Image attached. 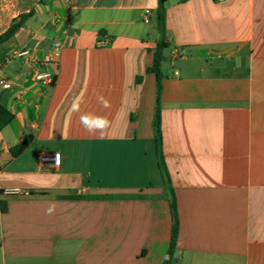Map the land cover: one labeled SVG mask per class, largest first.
Here are the masks:
<instances>
[{
	"label": "crops",
	"instance_id": "0c3cea01",
	"mask_svg": "<svg viewBox=\"0 0 264 264\" xmlns=\"http://www.w3.org/2000/svg\"><path fill=\"white\" fill-rule=\"evenodd\" d=\"M157 5L0 0V35L31 14L0 44V79L11 84L0 104L13 114L0 130V264H162L168 187L178 222L169 264H264V0H167L164 35ZM162 39L173 59L160 66L168 185L147 72ZM54 44L60 55L46 62ZM45 72L51 86L32 79ZM84 116L109 126L90 134ZM53 152L50 171L37 156ZM14 188L28 194H2Z\"/></svg>",
	"mask_w": 264,
	"mask_h": 264
},
{
	"label": "trees",
	"instance_id": "16d2710c",
	"mask_svg": "<svg viewBox=\"0 0 264 264\" xmlns=\"http://www.w3.org/2000/svg\"><path fill=\"white\" fill-rule=\"evenodd\" d=\"M167 0H158L157 9L155 12V23L158 31L164 35L165 31V19H164V12H165V3ZM31 14L21 15L10 23L7 30L0 35V44L6 42L9 38H11L17 30L22 26V24L29 18ZM166 48V41L162 39L161 41L157 42L155 48L153 49V58L151 66L147 69L148 73H152L155 76V85H156V98H155V110L153 115V130H154V147H155V154L157 155V162L158 166L161 169L163 181L165 184L168 185L169 178L165 171L161 151H160V115H159V95L161 92V72L160 66L162 61L164 60L163 51ZM140 79L139 77L137 80ZM55 80V77H54ZM54 83V81H53ZM13 120V114L3 107L0 104V130L6 127L11 121ZM30 138L26 137L23 139L19 144L11 149V153L13 155L19 154L29 143ZM167 193L169 194V209L171 215V232H170V241L167 253L164 257V261L162 264H169L171 261L172 252L175 248L176 238L178 234V222L176 216V203L174 194L172 189L168 187ZM2 211H5L4 204H1Z\"/></svg>",
	"mask_w": 264,
	"mask_h": 264
},
{
	"label": "built area",
	"instance_id": "2783aa9c",
	"mask_svg": "<svg viewBox=\"0 0 264 264\" xmlns=\"http://www.w3.org/2000/svg\"><path fill=\"white\" fill-rule=\"evenodd\" d=\"M63 1H67V0H63ZM69 1V0H68ZM218 1H224V0H218ZM149 18H150V10L149 9H145L143 11V21L144 23H149ZM52 21L53 23H56L58 21V17L57 15H53L52 17ZM99 45H103V43H100ZM61 52V46L59 44H54L51 51L49 52L48 58L46 62H51L52 58H58ZM28 53L27 50H20V51H15L13 53V55L21 57L23 55H26ZM174 57L176 56V54L173 55ZM1 66V64H0ZM33 81L38 82V83H44L45 85L51 86L53 84L54 81V76L49 73V72H45L43 74H34L33 75ZM0 85L5 88L8 89L10 88L11 84L6 81L5 79H0ZM20 96V95H19ZM18 96V97H19ZM37 161L43 165L46 166V168L50 171H54L56 170L59 165H60V155L57 152H53V153H40L37 156ZM27 166L31 165V161L28 160L26 162ZM2 194H15V195H27L28 192L20 189V188H14V189H4L2 191Z\"/></svg>",
	"mask_w": 264,
	"mask_h": 264
},
{
	"label": "clouds",
	"instance_id": "9594fccd",
	"mask_svg": "<svg viewBox=\"0 0 264 264\" xmlns=\"http://www.w3.org/2000/svg\"><path fill=\"white\" fill-rule=\"evenodd\" d=\"M101 102L104 104L105 107H108V101L101 98ZM79 103L73 104V111H79ZM81 124L83 127L90 133L94 134L98 130L106 129L109 126V120L106 117H93V116H84L81 117ZM49 213L54 211V208L48 209Z\"/></svg>",
	"mask_w": 264,
	"mask_h": 264
},
{
	"label": "rangeland",
	"instance_id": "374dc122",
	"mask_svg": "<svg viewBox=\"0 0 264 264\" xmlns=\"http://www.w3.org/2000/svg\"><path fill=\"white\" fill-rule=\"evenodd\" d=\"M167 53V52H166ZM166 57V56H165ZM170 59V58H169ZM171 60H173V59H170V60H168L167 58H165L164 60H163V62L165 63L166 62V64L167 65H169L170 64V61ZM53 71V70H52ZM169 184V183H168ZM167 185V184H166ZM168 194V193H167ZM168 197H169V194H168Z\"/></svg>",
	"mask_w": 264,
	"mask_h": 264
}]
</instances>
